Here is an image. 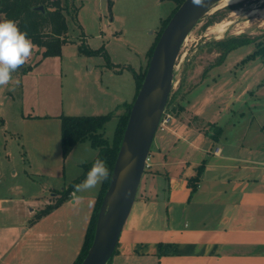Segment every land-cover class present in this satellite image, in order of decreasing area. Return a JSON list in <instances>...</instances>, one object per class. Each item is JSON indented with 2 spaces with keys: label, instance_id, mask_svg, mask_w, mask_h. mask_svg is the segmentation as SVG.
<instances>
[{
  "label": "rangeland",
  "instance_id": "obj_1",
  "mask_svg": "<svg viewBox=\"0 0 264 264\" xmlns=\"http://www.w3.org/2000/svg\"><path fill=\"white\" fill-rule=\"evenodd\" d=\"M69 1L67 41L60 54L44 56L43 47L34 44L25 70L13 74L19 86L0 87V109L6 117L5 124L0 123V193L37 198L44 207L56 201L58 191L68 187L83 171L82 163L97 153L85 141L63 155L60 115L125 111L123 104L136 93L131 68L142 73L147 69L148 50L162 19L172 17L178 7L175 0ZM263 8L264 0H240L196 20L180 45L161 116L184 111L190 123L203 130L213 131L210 123L222 126L223 156L233 160L264 159V57L249 58L258 43L264 44ZM237 34L255 37V42L229 51L215 63V41ZM83 42L95 52H81ZM117 120L112 117L103 128L109 140ZM187 139L192 145L203 144L192 136ZM197 157L192 154L191 160ZM152 162L149 158L148 164ZM101 184L82 193L73 187V195L91 201Z\"/></svg>",
  "mask_w": 264,
  "mask_h": 264
},
{
  "label": "crops",
  "instance_id": "obj_2",
  "mask_svg": "<svg viewBox=\"0 0 264 264\" xmlns=\"http://www.w3.org/2000/svg\"><path fill=\"white\" fill-rule=\"evenodd\" d=\"M169 123L155 133L153 162L109 264H264V159L224 157L221 136L214 141L184 111L164 126ZM191 136L203 144H190ZM192 154L198 157L191 160ZM202 164L192 191L189 180ZM95 203V197L84 202L72 191L33 220L44 202L1 192L0 264H73Z\"/></svg>",
  "mask_w": 264,
  "mask_h": 264
},
{
  "label": "trees",
  "instance_id": "obj_3",
  "mask_svg": "<svg viewBox=\"0 0 264 264\" xmlns=\"http://www.w3.org/2000/svg\"><path fill=\"white\" fill-rule=\"evenodd\" d=\"M175 1L178 3L179 7L184 0ZM40 5L44 6V11L35 9L36 6ZM70 6L71 4L69 0H0V13L3 14V19L14 20L18 24L21 31L27 32L29 38L34 44L43 47L44 56L59 55L63 43L67 41L66 33L68 31V25L65 12L70 11ZM229 6L234 7V5ZM177 9H175L174 12ZM72 10L75 12L76 9L72 8ZM170 18L171 17L162 19L161 28L148 50L149 59L162 31L168 24ZM210 21L207 25L212 23ZM250 42H255V37H252L248 34H237L215 41V45L219 53L215 63L221 62L229 51ZM80 51L86 52L88 54L95 52L94 50L87 48L84 42L80 45ZM257 56L264 57V44L258 43L249 58L254 59ZM131 70L136 82V93L134 95L135 99L139 88L142 85L147 69L143 73L137 72L133 68H131ZM134 99L131 102H125L123 104L125 111L121 113L110 111L107 113L89 115H60L63 155L66 156L77 143L83 141H88L91 146L97 150V154L91 161L82 163L83 171L81 174L78 175L68 187L59 190V196L56 201L54 203L47 204L44 208L38 211L35 214L33 220L47 214L53 208L66 200L72 192L74 185L86 177V174L90 170L95 159L99 158L104 160L110 173L109 178L103 181L101 184L96 198L95 207L86 230L82 248L73 264H81L92 246L98 216L105 194L110 186L116 158L122 145ZM182 109L183 108L180 110ZM114 116H117L118 120L114 130L113 138L112 140H109L104 136L103 128L105 124ZM210 128H212L213 131L206 129L205 133L214 141L218 140L224 131L223 127L215 123H210ZM203 168L204 164L199 166L197 174L189 180L192 191H194L198 186V181ZM109 262L110 260L107 262V264H109Z\"/></svg>",
  "mask_w": 264,
  "mask_h": 264
},
{
  "label": "water",
  "instance_id": "obj_4",
  "mask_svg": "<svg viewBox=\"0 0 264 264\" xmlns=\"http://www.w3.org/2000/svg\"><path fill=\"white\" fill-rule=\"evenodd\" d=\"M218 0H204V6L198 7L193 0H184L170 18L162 31L153 53L149 59L147 72L142 86L133 102L122 145L116 158L110 186L105 194L97 220L96 231L92 246L81 264H107L114 254L121 231L135 201L142 175L146 168V159L149 156L153 138L158 129L162 113L170 92L172 69L179 48L187 33L196 20L206 11V8ZM35 9L44 11V6ZM203 10L197 16H188L191 11ZM184 26L181 30V27ZM169 56L165 78L160 81V56ZM161 97L155 108L154 116L149 124L143 120V108L152 96ZM137 152V158L124 176L115 204L108 206L113 192V184L118 178L121 166L129 153V146ZM107 218L110 231L103 233L102 218Z\"/></svg>",
  "mask_w": 264,
  "mask_h": 264
},
{
  "label": "clouds",
  "instance_id": "obj_5",
  "mask_svg": "<svg viewBox=\"0 0 264 264\" xmlns=\"http://www.w3.org/2000/svg\"><path fill=\"white\" fill-rule=\"evenodd\" d=\"M198 7L204 6V0H193ZM35 45L27 32L21 31L12 19L0 20V87L12 85L10 90L19 86L20 81L14 79L13 73L21 69L33 54ZM109 169L102 159H95L85 179L74 185L76 193L96 189L109 178Z\"/></svg>",
  "mask_w": 264,
  "mask_h": 264
},
{
  "label": "bare ground",
  "instance_id": "obj_6",
  "mask_svg": "<svg viewBox=\"0 0 264 264\" xmlns=\"http://www.w3.org/2000/svg\"><path fill=\"white\" fill-rule=\"evenodd\" d=\"M240 0H218L215 3L210 4L206 10L204 11H209V10H215L217 8H220L222 6L228 5V4H233L236 2H239ZM263 7V6H262ZM203 13V10H194L191 11L188 16H197L199 14ZM262 16L264 17V8L262 9ZM232 22V21H231ZM184 26V23L181 27V30ZM224 30V28H220L218 29V31H222ZM211 32V31H210ZM169 61V56H167L166 54H161L160 56V81H163L165 78V73L167 70V63ZM161 101V97H157V96H152L151 98L148 99L147 104L144 105L143 108V120L145 123L149 124L154 116L155 113V108L157 106V104ZM137 158V152L132 150V146H129V153L127 158L124 160L120 172L118 174V178L116 180V182L113 184V192H111L109 201H108V206L109 205H114L115 201H116V197L118 195L119 192V188L121 186V182L124 178V176L127 174V172L129 171V169L131 168L132 164L135 162ZM102 225H103V233L107 234L110 231V227H109V223L107 221V218L104 216L102 218Z\"/></svg>",
  "mask_w": 264,
  "mask_h": 264
},
{
  "label": "built area",
  "instance_id": "obj_7",
  "mask_svg": "<svg viewBox=\"0 0 264 264\" xmlns=\"http://www.w3.org/2000/svg\"><path fill=\"white\" fill-rule=\"evenodd\" d=\"M170 114H167L166 115V117L164 116L162 119H161V121H160V126L161 127H163L164 126V124H166L167 122H168V120H169V118H170ZM149 156L147 157V159H146V167H148V161H149Z\"/></svg>",
  "mask_w": 264,
  "mask_h": 264
}]
</instances>
